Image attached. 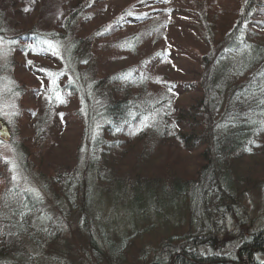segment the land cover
<instances>
[{"label":"trees","instance_id":"1","mask_svg":"<svg viewBox=\"0 0 264 264\" xmlns=\"http://www.w3.org/2000/svg\"><path fill=\"white\" fill-rule=\"evenodd\" d=\"M70 1L72 9L58 23L55 21L57 25L53 28L41 30L31 26L24 35L7 36L8 20L2 19L6 16L4 7L8 5L12 17L16 11L12 0H0V44L8 47L6 53H14L12 60L27 55L39 59L54 55L42 41L54 42L63 54L61 66L52 68L48 64L43 74L37 72L41 80L33 83L29 92H21L30 84L24 77L11 88H4L16 103L12 122H6L12 125L14 138L17 124L13 122L18 117L23 119V112L26 118L30 116L31 109L23 108L22 99L25 97V102L33 99L40 83L50 103L58 102L56 91L62 97L77 98L74 114L82 124L76 151L64 160L68 163L72 158L73 166L72 178L63 183L65 188L52 171L44 174L39 164L30 160L29 146L11 139L12 156L21 170H17L16 181L4 177L0 191V264H47L48 258L55 259L53 255L65 254L57 251L64 244L60 233L57 237L56 230L51 229H58V224L65 220L61 212L65 203L79 208V217L88 222L89 231L91 228L95 234L96 230L104 243L110 245L108 227L114 225L113 219L117 221L119 215L132 223L146 218L147 213L163 221L168 218L167 212L173 213V208L189 205L188 201L196 203V191H200L201 206L208 200L213 203L203 209L209 219L216 215L225 229L230 227L233 233L234 229L240 230L246 215L239 211L238 203L243 197L235 189L232 164L250 149L259 153L264 149V0H184L188 4L185 10L191 12L197 25L194 29L197 38L192 37L202 43L197 45L199 53L194 61L190 56L187 60L178 57L165 47L163 31L170 29V25L163 26L165 23L158 19L159 6L169 8L164 11L183 10L180 4L174 5L175 0H129L125 12L86 35H78L76 29L83 30L92 9L108 0ZM123 26L128 28L127 33L117 34L111 42L114 46L135 52L148 41L158 47L112 73L95 71L94 50L99 53L102 41L115 36ZM177 59L183 60L184 66ZM162 64L178 69L175 77L166 75L165 79L153 81V69ZM194 64L195 70L190 71ZM4 66L7 68L9 63ZM4 66H0V74ZM181 95L186 96L188 103L178 106ZM42 115L43 118L34 116L37 139L44 138L42 131L47 119L45 113ZM0 119H4L2 112ZM136 137L151 140L132 142L139 145L137 156L132 157L124 143ZM157 137L159 143L166 141V146L175 142L180 152L168 160L176 166L181 163L185 166L189 161L191 171L187 167L188 172L181 174L176 167L177 174L170 172L166 178L154 172L148 174L153 166L146 152L158 141ZM42 143L36 144L37 150H43ZM158 164L161 166L163 160H158ZM30 182L33 185L26 184ZM52 190L57 193L52 195L54 204L46 197ZM60 191L64 198L57 199L62 196ZM103 191L113 200L114 217L107 219V227L101 217L93 228L89 219L102 215V200L98 202L97 197ZM260 230L249 238L243 237L245 240L235 253L212 250L214 240L206 239L207 236L197 239L185 235L184 243L173 250L172 264H264V226ZM90 236L93 237L91 232L88 237L92 239ZM205 242L211 246L207 251L201 249ZM217 253L222 255L218 263L211 257ZM163 262L155 259L151 264Z\"/></svg>","mask_w":264,"mask_h":264},{"label":"rangeland","instance_id":"2","mask_svg":"<svg viewBox=\"0 0 264 264\" xmlns=\"http://www.w3.org/2000/svg\"><path fill=\"white\" fill-rule=\"evenodd\" d=\"M12 4H14L13 8L15 7L16 13L13 14V17L10 16L8 14L7 5L4 7V15L6 14V16L2 18L5 19V21L6 19L8 20V27L6 26L5 28V35L7 36L24 35L31 26L41 30L47 27L53 28L56 22L58 23L65 15H68L72 9L73 2L70 0H12L11 5ZM128 4L129 0H108L100 2L97 4L96 8L92 9L93 12L88 20L84 21L83 30L81 27V30L78 32L77 28L76 33L78 35L79 33L81 35H86V33L97 27L110 24L113 19L122 14L121 12H125ZM177 4H180L183 10H178L176 8L172 11H164V9L169 8L164 6V4L159 6L161 14H159L160 17L158 19L165 23L163 26L170 25V29H165L163 31L167 41L165 42V47L168 46L169 49L173 51V54H178V57L187 60L190 56L194 61L199 53L197 45H202L198 39L196 40L192 37L195 36L197 38L194 31L197 25L193 22L194 16H191V12L185 10V7L188 5L186 1L175 0L174 5ZM40 7H42V10H40ZM10 8L11 10L13 9L12 7ZM53 19L54 21H52ZM127 30L128 28L123 26L121 29L117 30L116 34H114L115 36L111 35L110 38L102 41L99 46V53L94 50L93 57L96 59L95 71L112 73L114 70L126 64L133 63L136 58L144 57L152 53L158 47L155 44H148L149 42L147 41L144 43V47L135 52H129L124 48L114 46V43L111 44L112 40L117 37V34H125ZM262 33L264 35V32ZM144 48L145 51L143 50ZM7 49V46L4 47V45L2 46V44H0V66L9 63L7 68L4 66L0 74V112H2L5 122H8V120L12 122V116L15 115L14 109L16 108V103L15 99H13L14 96L8 95L4 88H11L13 83H17L18 80H22L24 77L30 84H27L28 86L21 92H29V87L33 86V83L40 82V75L44 73V69H47L45 68L46 65L49 64L52 68H55V65H60L62 52L59 51V55H49L46 59H39L35 56L27 55L23 59L18 57L12 60L11 56L14 55V53H6L5 50ZM177 60H180L181 64L183 63V60ZM29 61H31L30 64L28 63ZM194 63L197 64L198 62L196 61ZM195 67L194 64V66L190 68V71H194ZM28 70L33 71V75ZM175 70L178 69L164 64L155 67V69H153V73H155V79L153 81L159 80L160 77L165 79L166 75L173 76L174 78L176 75ZM151 77L154 76L152 75ZM43 87L44 85H41V83L38 89L33 87V89H36L32 94V96H34L33 99L28 98L26 102L24 101L26 99L25 97L22 99V103L25 106H23V108L31 109V111L29 112L30 114L28 113L30 115L29 118H26V112H23V119H19L18 117L13 122L17 124L16 138H14L13 135L14 130L10 128L12 125H9V123L7 125L11 133V139L19 140L22 142L21 145L30 147L29 155L31 154L32 156H29L30 160L33 161L35 165L39 164L44 174H50L49 172L52 171L53 173L51 172V174L57 178L58 182L62 181L63 185L66 180L72 178L71 174L73 170V166L70 163L72 158L68 163H65L64 160L70 158L71 155L74 154L80 140L79 131H81L82 124L74 114L78 102L75 97L67 98L63 96V103L59 101L50 103L47 92L41 91ZM186 99V96H179L177 100L178 106L188 103ZM44 113L47 119L46 122H44L45 129L42 131V136L44 138L37 139L34 134V116L41 115L43 118L42 114ZM20 123L22 126H19ZM150 138H130L129 141L124 143V147L128 148L127 151L132 154V157H136L139 151V145H132V142L151 140ZM159 138L157 137L158 141L154 142V145L149 148L151 151L148 149L146 152L147 157H149V164L153 166L147 173L153 174L154 172L158 174L160 178H166L170 172L177 174L175 170L176 167H178L181 174L188 172L186 171L187 167L189 171H191V164L189 161H187V164L184 166L179 160L177 162H180L181 165L176 166L168 160V157L175 155L177 151L180 152L179 146L175 142H170L168 146H166L167 142L164 141L159 143ZM11 139L9 143L0 141V191L3 186V181H5L4 177L7 176L6 178L16 181L15 179L19 178L17 170H21L17 159H14V156H12L14 152L10 147ZM40 141L43 142L41 146L43 150L41 151L36 149V144ZM129 144L131 147L128 146ZM142 151L143 148L140 150L138 157ZM35 153L39 157H35L33 155ZM160 159L163 160V164L158 166V160ZM33 168L34 166L32 169ZM232 169L233 178L235 179V189L238 191V194L241 192L240 195L243 197L238 203L241 207L239 211L246 215L244 217L246 218L245 224L240 230L237 231L234 229L233 233V231H229L231 230L230 227H226V229H228L226 231L223 227L225 224L217 222L219 217L216 215L211 216V219H209L206 213L203 212V209L213 205V203L208 200L204 206H201L198 203L200 202V197L198 198L200 191H196V203L191 204V202L187 200L189 205L185 203L183 206H178V210L173 208V213L172 211L167 212L168 218H165L163 221L154 218L153 214L149 215V213H147L150 217L146 216V218L142 219H140V217L138 218L139 221H134L132 223L130 221H124L125 218L119 215V217L116 218L117 221L113 219V222H115L114 225L108 227L110 230L108 235H106L107 240L111 238L112 243L110 245L109 243H104L103 238L99 236L96 230L95 234L92 232L91 228L89 231L88 222L86 220H84L85 222L82 221L79 217L81 216L79 208L71 204L67 206L65 203L61 208L65 220H62L58 224V229H56V227L51 228L56 230L55 233L57 237H59L60 233L62 237L61 241L64 242V244H60L58 249L56 248L57 251L65 254H62V256L59 254L53 255L55 259L48 258L47 264H151L155 259L159 262L164 261L163 264H172L173 250L177 248V245L184 243L185 235H189L191 238L197 237V239L207 236L206 239L214 240L212 250L216 252L221 251L222 253H235L237 250L236 247H241L240 245L244 242L245 239L243 237L248 236L249 238L252 233L262 229L264 226V149L261 153L254 152V150L250 149L245 155L242 154L240 159L235 160L232 164ZM189 177H192V179L194 178L193 175ZM26 184L33 185L32 182ZM53 194L56 195L57 193L52 190V193H47L46 196L52 201L50 202L51 204L55 203V197L52 196ZM60 194L62 195L61 191ZM105 194L108 195L106 191H103L102 194H100L101 196L97 197V199H99L98 202L102 200L100 202V211L102 215H99L98 218H95V216L93 218L91 216V219H89V224H91L93 228L96 227L94 224L97 225L101 217H103L102 220L104 225H108L107 219H112V217H114L112 215V209L115 205H113L111 196H106ZM82 195L83 194L79 196L82 197ZM68 196L71 197V199L73 198L71 194ZM58 198H64V196L62 195L57 197V199ZM85 211L86 213L88 212L86 207ZM232 222L236 223L237 221L232 219ZM221 227L224 229L221 230ZM111 230H114V232ZM90 232L93 234V237L90 236L92 239L88 237ZM208 232H211L209 238L207 235ZM240 234L242 235L240 236ZM121 242L122 244L123 242L125 243L124 246H121ZM209 247L211 246L205 242L204 247L201 249L207 251ZM48 254L52 255L50 251Z\"/></svg>","mask_w":264,"mask_h":264},{"label":"snow or ice","instance_id":"3","mask_svg":"<svg viewBox=\"0 0 264 264\" xmlns=\"http://www.w3.org/2000/svg\"><path fill=\"white\" fill-rule=\"evenodd\" d=\"M142 2H144V0H142ZM41 43L45 44L47 46V48L49 50H51L53 52V54H57L59 55V51H58V45L55 44L54 42L52 41H42ZM130 47H132L134 49V45H130ZM29 64L31 63V61L28 62ZM50 76H55L56 74H53V73H49ZM60 75H63V73H60ZM52 83L54 84L55 83V80L53 79ZM55 99L61 103L64 102L61 94L59 93V91H56L55 92Z\"/></svg>","mask_w":264,"mask_h":264},{"label":"water","instance_id":"4","mask_svg":"<svg viewBox=\"0 0 264 264\" xmlns=\"http://www.w3.org/2000/svg\"><path fill=\"white\" fill-rule=\"evenodd\" d=\"M6 123L3 120H0V141L8 143L10 140V133Z\"/></svg>","mask_w":264,"mask_h":264},{"label":"bare ground","instance_id":"5","mask_svg":"<svg viewBox=\"0 0 264 264\" xmlns=\"http://www.w3.org/2000/svg\"><path fill=\"white\" fill-rule=\"evenodd\" d=\"M217 263L221 261L222 255L221 254H216L214 256H211Z\"/></svg>","mask_w":264,"mask_h":264}]
</instances>
